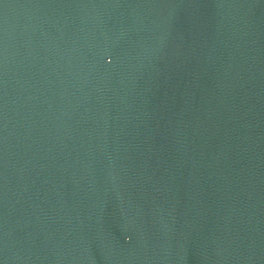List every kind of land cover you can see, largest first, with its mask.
I'll list each match as a JSON object with an SVG mask.
<instances>
[{
  "label": "water",
  "instance_id": "water-1",
  "mask_svg": "<svg viewBox=\"0 0 264 264\" xmlns=\"http://www.w3.org/2000/svg\"><path fill=\"white\" fill-rule=\"evenodd\" d=\"M0 264H264V0H0Z\"/></svg>",
  "mask_w": 264,
  "mask_h": 264
}]
</instances>
